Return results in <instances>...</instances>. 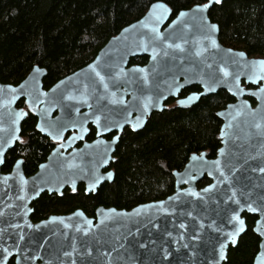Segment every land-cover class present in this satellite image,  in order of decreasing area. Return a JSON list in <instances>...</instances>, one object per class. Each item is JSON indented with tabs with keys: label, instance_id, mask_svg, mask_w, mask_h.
<instances>
[{
	"label": "snow or ice",
	"instance_id": "1",
	"mask_svg": "<svg viewBox=\"0 0 264 264\" xmlns=\"http://www.w3.org/2000/svg\"><path fill=\"white\" fill-rule=\"evenodd\" d=\"M222 0H207L206 3L197 2L191 4L186 10H179L177 18L172 21V26H178V30L183 33L181 36H177L176 31L162 32L160 25H162L168 16L172 13V9L169 8L165 3L157 2L153 3L149 9L147 16L138 22L130 26L131 29H144L139 34V48L147 52L151 49V59L154 62L151 72L142 67L133 68L130 71L126 70L120 64H106L104 70H98L99 64H90L89 70L93 74L92 78L81 81L79 79L80 74H76L75 77H68L66 80H60L59 83L51 89L52 95L48 93L39 92L37 95L33 94L25 84L20 85V89L12 88L9 86L7 91L13 94H19L20 96H27L29 98L28 111H11L10 117V128H4L3 124L0 123V132H6V136H0V164L4 163V150L5 147H10L14 142L21 144L24 141L21 139V126L20 121L32 112L39 119L34 126V131L46 134L56 144L53 152V156L59 158V167L63 171L66 179L63 183H71L72 191L76 192V176L77 172L82 173L79 176L80 179H86L88 186L85 189V193L94 192L97 186L104 180H111L113 178L112 173H108L106 176L99 172V167L109 163L111 157L107 156V150L101 155L90 168H84L81 164L76 163L77 158L80 157L81 153L73 150L68 152V149L78 140H84L85 136L89 133L88 124L91 121L96 125L95 135L101 137L104 133L112 132L113 129L122 131L125 125H129L132 131H136L142 127L145 119L149 112L153 108H160L163 110V101L167 100L168 96L178 95L182 89L188 85L199 84L202 86V92H193L188 95L185 99L178 100L177 103L181 106H189L192 103L198 101L202 96L208 93H214L218 87H225L227 92L238 100L236 104H228L226 109L222 112H218L217 116L230 118L228 122L220 130V138L227 145L229 139L232 138V133L229 131L234 127L233 121L238 117L244 115L251 117V127L255 130L254 135L264 137V59L248 61L246 59V53L243 51L234 52L231 48L226 50V56L232 59H221L219 62H206L205 53L209 50L221 51L220 45L215 39V33L218 32V25L212 23L208 18V10L213 4L219 5ZM193 27L199 33V37L195 40L197 45L195 51H190L185 45H189L190 41L187 38V34L192 31ZM129 28H125L124 32L128 33ZM206 45V46H205ZM135 54V53H132ZM195 58V61H191V58ZM158 58H169L172 67L185 66L186 61H190L186 67H181L179 75L172 74L171 67L166 63L164 65V71L170 74V81L165 79L163 81L165 88L161 89L160 84L153 85L152 74H160V60ZM198 61V62H197ZM202 65V67H201ZM235 65L236 68L243 67L248 69L247 72L230 71V66ZM207 70V71H206ZM43 70L39 67H33L30 81H36L37 77L43 75ZM242 77L245 80V84L254 85V90L242 85ZM183 80V82H181ZM126 85L136 83L140 87L142 99L137 96H133L134 103L129 104L124 99V96H120L118 99L117 91L120 90L119 86L121 82ZM69 82L77 85L76 87L68 88L62 87L69 84ZM110 84L117 89V91L110 90ZM102 88L103 92L99 93V89ZM124 92L128 91L125 87ZM145 91L151 94L143 95ZM5 89L0 87V94H3ZM167 93V94H165ZM96 95L97 107L94 109L92 103L89 102L90 98ZM254 97L259 101L257 109H252L248 104L247 100H241L243 96ZM106 96L112 97L109 101L112 105H122L123 110L119 113H111L108 110L100 106V101H103ZM44 97V99H41ZM17 96L13 95L11 99L0 100V107H10V105L16 100ZM74 102V103H73ZM41 105H44L41 107ZM78 105V106H77ZM87 107L88 111L81 112L82 107ZM60 107L62 110L67 109L65 116L51 119V112L54 108ZM136 112L135 120L130 119L133 112ZM119 116V119L114 118ZM66 133H70L65 136ZM119 136H115L112 139V144L117 143ZM103 141H97L102 143ZM91 147V145H86ZM264 147V145H261ZM67 153V155L65 154ZM205 154L201 153L200 156L193 155L191 159L204 161L205 165H208L203 171L207 172L209 177H212L214 183L207 187L196 191L194 188L178 191L174 197H169V201H178L181 196L191 197L194 201L207 204L209 201L215 203L217 208L215 209L216 217L219 218L222 223L217 225L216 220H212L208 227L220 234V241L218 242V256L219 261H223L226 258V249L231 245L237 244V239L241 233L246 230L245 221L241 218V213L245 210L250 213H258L260 219L256 221L257 227L255 231L261 236H264V193L257 192V188L264 187V184L253 183L251 177L246 179L248 183H237L236 174L244 165H248L247 171L257 174L258 177L264 178V152H257V155H248L246 159L236 160L233 162L229 158V154L226 153L225 148L219 149V158L214 161L208 162L204 159ZM223 158V159H222ZM249 161H256L254 165L249 164ZM22 161H16V171L19 175V168ZM46 165H41V168H46ZM203 172H201V175ZM179 175V182L190 184L195 181L198 177L192 174L191 169H188L182 175ZM10 177L5 176L2 178V182L7 185ZM27 181L21 177V187L19 189L21 195L16 197L17 200L24 201L26 195L24 193L23 185ZM226 186V187H225ZM53 191L52 188L48 189ZM58 190V189H57ZM36 195L42 188H37ZM62 194V193H61ZM218 196V199L214 197ZM164 201L159 202V206L165 212L168 211L164 208ZM11 206V205H9ZM25 207L24 215L30 209ZM142 207H153L142 206ZM115 213V209L111 210ZM137 215H140L141 209L134 210ZM170 214V213H169ZM4 213L0 211V216ZM78 216H83V213H77ZM185 215L193 220L196 217L193 216L191 211L185 213ZM57 218H52L56 220ZM70 219V218H69ZM63 223V220H60ZM84 223L87 224L88 228H82L79 224L75 226L77 232H82L84 236L90 234V230L94 226L92 220L85 219ZM104 223L103 220L100 222ZM66 228L71 225L65 224ZM226 226H231L230 229ZM9 227L18 228L20 225H9ZM32 228V225H28ZM35 227H39L38 225ZM154 227H157L154 225ZM179 229L187 231L188 225L185 222H180L178 225H174ZM205 228V224L201 220L198 224V228H194V233L191 236L193 241L200 238V231ZM6 229H0V232H4ZM168 236H172L171 232L167 233ZM24 235L19 236V240L23 241ZM180 239H184L183 233L180 234ZM97 243L100 241L97 240ZM122 246V245H121ZM72 251H64L63 256L71 258L74 252H77L76 241L73 238ZM141 248L145 245L141 244ZM188 247L187 244L184 245ZM18 250V245H16ZM92 248L88 247L86 255H92ZM99 251V249L97 250ZM112 251H116L115 248ZM0 252L3 253V257L0 258V264H6L9 256L13 253L9 246L0 244ZM103 256H111V252H102ZM27 258V257H26ZM167 259V250L163 257ZM35 259V257H32ZM258 264H264V252L257 256ZM71 264H76L75 259H71Z\"/></svg>",
	"mask_w": 264,
	"mask_h": 264
},
{
	"label": "water",
	"instance_id": "2",
	"mask_svg": "<svg viewBox=\"0 0 264 264\" xmlns=\"http://www.w3.org/2000/svg\"><path fill=\"white\" fill-rule=\"evenodd\" d=\"M227 1V0H222ZM162 2V1H156ZM164 3V2H162ZM153 4V3H152ZM151 4V5H152ZM148 7L145 14L136 22H133L123 29L120 32L110 38L107 43L98 51L95 58L84 68L75 71L74 73L62 78L61 80H66L68 77H75L76 74H80L79 79L84 81L86 79L92 78L93 74L89 70V65L98 63L99 68L98 70H104V66L106 64H120L126 70L130 71L133 68H137L139 66H131L128 67V63L131 58L135 57H148V63L142 68H146L151 72L153 68L154 62L151 59V49L145 52L141 48H139V34L144 29H131L130 26L133 24H138L139 21L143 20L151 7ZM167 5V4H166ZM215 4L212 5V7ZM211 7V8H212ZM210 8V9H211ZM209 9V10H210ZM208 10V12H209ZM172 14V13H171ZM171 14L168 16V19L160 25V30L165 32V30L171 32L176 31L177 36L183 35L178 30V26H172V21L177 18V14L175 17L171 19ZM208 15V13H207ZM209 18V17H208ZM125 28H129L130 31L128 33L124 32ZM219 29V28H218ZM219 30L215 33V39L217 43L220 45L221 51L209 50L208 53H205L204 59L206 62H219L222 58L223 59H232L226 56V50L229 48L223 47L218 40ZM199 37V33L193 27L192 31L187 34V38L189 39V45H185L186 48H189L190 51H195L196 44L195 40ZM206 46V45H205ZM233 50V49H232ZM234 52H239L238 50H233ZM135 53V54H132ZM246 59L248 61L252 60H259L262 58H252L246 55ZM160 74L156 75L155 73L152 74V83L153 85L159 83L160 88L164 89L165 85L163 81L168 79L170 81V74L164 71V65L167 63L169 67H171L172 74L179 75L181 67H186L189 65L190 61H186L185 66H178L172 67L169 58L160 59ZM191 61H195V58H191ZM198 62V61H197ZM36 67V66H35ZM202 67V65H201ZM43 70V75L37 77L36 81H30L29 78L32 75V70L25 78V80L20 84H25L26 81L29 83L26 87L33 91L34 95H37L39 92H44L41 89L42 79L45 76L46 71ZM242 71L247 72L248 69L243 67L236 68L235 65L230 66V71ZM207 71V70H206ZM60 81V80H59ZM55 83L48 92L49 95H52L51 89H53L58 83ZM183 82V80H181ZM242 85L248 87L250 90H254V85L245 84V80L242 77L241 80ZM20 85L16 87V89H20ZM74 83L69 82L66 86L62 87H76ZM189 86H198L203 91L202 86L199 84H192ZM1 87V86H0ZM127 87L128 91L125 93L124 88ZM5 89L3 94H0V100L4 99H11L13 95H16V100L20 98H25L27 104L29 102V98L27 96H20L18 93L13 94L7 91L8 87H2ZM120 90L117 91L115 87L110 84V90L117 91V99L120 96H124L126 100L127 96L129 99L126 100L129 104L134 103L133 96L140 97L142 99V95L140 92V87L138 84L133 83L130 85H126L123 81L120 83L119 86ZM218 91H225L231 98H233L234 102L230 104L238 103V100L232 97L228 92L227 89L223 86L218 87L217 91L214 93H208L205 96L216 94ZM102 88L99 89V93H102ZM151 94L148 91H145L143 95ZM167 94V93H165ZM177 95L168 96V98L176 97ZM167 98V99H168ZM44 99V97H41ZM112 99L110 96H106L103 101H100V106L105 107L108 112L113 114L119 113L123 110L122 105H112L109 101ZM241 100H247L248 104L252 109H257L259 105V101H257L254 97L250 96H243L240 97ZM249 99L254 101V105L251 104ZM16 100L7 107L8 110L4 111L5 107H0V123L3 124L4 128L7 129V124L4 118L9 116V113L13 111L14 103ZM166 101V100H165ZM90 103L93 104L94 109L98 106L96 102V95H93L90 100ZM164 102V101H163ZM74 103V102H73ZM196 102L192 103L189 106H181V107H190L194 105ZM44 105H41L43 107ZM78 106V105H77ZM227 107V106H226ZM226 107L218 112H222L226 109ZM164 109V107H163ZM68 110H62L60 107H56L52 110L51 116L53 113L57 112V115L53 120L65 116ZM88 111L87 107H82L81 112ZM160 108H153L150 110L147 118L153 112H161ZM217 112V113H218ZM216 113V116H217ZM137 115L134 111L133 115ZM132 115V117H133ZM130 119L135 120V117ZM114 118L119 119V116H114ZM147 118L144 121L143 126L145 125ZM217 118L221 121V128L228 122L226 117L217 116ZM251 117L249 116H240L235 121H233L234 127L229 130L232 133V138L228 140L227 145L221 140L220 132H219V139H220V148H225L227 154H229V158L236 162V160H240L241 162L243 159H246L248 155H257V152H264V137H259L254 135L255 130L251 127ZM89 124H92L95 128L96 125L91 121ZM88 124V125H89ZM129 125H125L127 127ZM142 126V127H143ZM124 127V128H125ZM142 127L138 128L141 129ZM123 128V129H124ZM137 129V130H138ZM113 131L117 132L119 135L122 131L113 129ZM112 131V132H113ZM111 133V132H108ZM104 133V135L108 134ZM6 132H0V136H6ZM96 136V135H95ZM81 141V140H78ZM97 141H103L102 143H97ZM77 142V141H76ZM75 142V143H76ZM68 149L70 152L76 150L81 153L80 157L77 158L76 163L81 164L84 168H90L92 163H94L101 155L105 153L107 150V156L111 157L109 159V163L112 161V154L114 152V147L116 145L112 144V141L106 142L101 137H95V140L91 143H83L80 148H75L74 145ZM86 145H91V147H86ZM6 148V147H5ZM219 149L217 150L215 158H207L205 152H201L205 154L204 159L208 162L214 161L219 158ZM54 152V151H53ZM200 153V154H201ZM67 155V153H65ZM200 154H191L183 166L181 171H176L173 173L175 178V189L174 193L169 197H174L178 191L186 190L189 188H194L196 191H200L201 189L207 187L208 185L214 183L212 177L207 175L206 171H203L208 165L204 164V161L195 160L193 161L191 157L193 155L200 156ZM223 159V158H222ZM102 165L99 167V172L103 175H107L108 173H103L102 171L107 168L109 165ZM256 161H249V164L254 165ZM60 160L59 158L53 156H49L46 168H41L38 174L29 181V185H31V189L35 188H42L44 191L52 188L53 193H60L62 189L65 187L71 188V183H63L66 177L63 174V171L59 167ZM1 166V164H0ZM191 169L192 174L197 176L198 178L191 182L190 184H185L183 182H179V175L185 173L186 170ZM248 165H244L239 172L236 174V182L237 183H248L249 181L246 179L247 177H251V181L253 183L264 184V178H260L255 173H251L247 171ZM201 172L203 174L201 175ZM82 173L77 172L76 176V186L80 183L85 184L88 186V181L86 179H80L79 176ZM22 174L19 168V175L17 174L16 168L13 170L12 175L10 176L9 180H15L13 183L8 181V184L5 185L2 182V177H0V211L4 213L3 216H0V229H6L4 232H0V244H4L5 246H9L12 255H17V264H23L25 260L32 259V257L36 258H48V259H75L76 264H216L219 260L218 256V242L220 241L221 237L220 234L215 232L213 228L208 227L211 224L212 220H216L217 225L221 224L222 221L216 217L215 209L217 205L209 201L207 204L201 203L199 201H194L191 197L181 196L180 200L178 201H169V197L165 198L164 200L160 201H151L148 203L140 204L135 206L130 210H115L113 213L111 210L113 209H98L96 211V220L93 225H99V227H93L90 230V234L88 236H84L82 232H77L75 226L79 224L82 228H88L89 226L84 223V220L87 219L84 215L78 216L74 214L71 217L64 218V219H56V220H48L45 223L38 224V228L35 227L37 225H32L27 215H24V208H23V201L17 200L16 197L21 195L19 191V184L16 181L21 179ZM203 179H207L209 183L206 186L201 188L197 187V184L201 182ZM111 180H104L100 183L97 188L102 185L103 183ZM226 187V186H225ZM96 188V189H97ZM58 189V190H57ZM96 191V190H95ZM94 191V192H95ZM257 192L264 193V187L257 188ZM32 197V191H31ZM219 197L216 196L214 199H218ZM164 201V208H167L168 211L165 212L163 209L160 208L159 202ZM11 205V206H9ZM152 205L153 207H142V206H149ZM141 209L140 215H137L134 210ZM191 211L193 216L196 217L195 220L187 217L185 215L186 212ZM170 213V214H169ZM243 214H247L250 216H256L257 220L260 219V215L258 213H250L246 210L241 213V218H243ZM70 218V219H69ZM63 220V223L60 222ZM91 220V219H88ZM101 220L104 221L101 224ZM203 221L205 224V228L200 231V238L198 240L193 241L191 236L194 233V228H198V224L200 221ZM256 220V221H257ZM185 222L188 225L187 231L179 229L178 227H174V225H178L180 222ZM20 225L18 228L9 227V225ZM68 224L71 225L70 227H65L64 225ZM28 225H32V228H29ZM156 225L157 227H154ZM230 229L231 226H226ZM257 227L256 222L253 227V233L260 239L258 252L254 257L253 264H258L257 256L260 253L264 252V236H261L259 233L255 231ZM246 231V230H245ZM10 232H14L12 234ZM53 232V233H52ZM171 232L172 236H168L167 233ZM183 233L184 239H180V234ZM245 233V232H244ZM241 233L237 239V243L239 238L244 234ZM23 234L25 239L23 241L19 240V236ZM73 238L76 241V248L77 252H74L71 258L64 257V251H72V242ZM99 240L100 242L97 243L96 241ZM143 244L145 247L141 248L140 245ZM187 244L188 247L185 248L184 245ZM18 245V250L16 248ZM122 245V246H121ZM237 245V244H236ZM236 245H231L226 249V258L227 252L229 247H235ZM88 247L92 248V255H86ZM115 248L116 251H112ZM99 249V251H97ZM165 250H167V259H164ZM102 252H111V256H103L101 255ZM9 256V257H11ZM2 252H0V258H2ZM8 257V258H9ZM27 257V258H26ZM219 261V264H223L225 261ZM7 262V261H6Z\"/></svg>",
	"mask_w": 264,
	"mask_h": 264
},
{
	"label": "trees",
	"instance_id": "3",
	"mask_svg": "<svg viewBox=\"0 0 264 264\" xmlns=\"http://www.w3.org/2000/svg\"><path fill=\"white\" fill-rule=\"evenodd\" d=\"M162 1L172 18L197 0H0V76L18 82L35 66L47 71L44 82L53 85L91 62L107 41L139 20L148 7ZM206 3L207 0H199ZM211 22L219 25L220 42L264 59V0H227L214 5ZM135 57L133 65L145 63ZM232 98L220 91L187 109H169L151 117L138 134L125 132L115 153L111 184L85 197V207L102 205L131 208L160 200L173 190L171 172L191 154L216 156L221 121L216 112ZM252 105L254 101L249 99ZM25 154V153H24ZM31 165L40 152L28 150ZM207 183L203 179L199 188ZM248 225H252L249 219ZM258 238L247 230L223 264H253Z\"/></svg>",
	"mask_w": 264,
	"mask_h": 264
},
{
	"label": "flooded vegetation",
	"instance_id": "4",
	"mask_svg": "<svg viewBox=\"0 0 264 264\" xmlns=\"http://www.w3.org/2000/svg\"><path fill=\"white\" fill-rule=\"evenodd\" d=\"M171 19H172V14H171ZM218 28H219V25H218ZM219 33H220V28H219ZM218 40H219V43L223 47L230 48V47L223 45L220 42L219 35H218ZM231 49L237 51V49H235V48H231ZM238 51H240V50H238ZM142 57L146 58L144 64H142V65L130 64V61L133 59V58H131L129 63H128V67H131V66L144 67L145 65H147L148 57H146V56H142ZM252 58H254V57H252ZM87 65H85V66H87ZM85 66H83L82 68H84ZM82 68H80V69H82ZM31 70L28 72V74L31 72ZM28 74L23 79L19 80L18 82H15V83L3 81V79L0 76V86L1 87L11 86L12 88H16L25 80V78L28 76ZM46 75H47V71L45 73V76ZM45 76L42 79V85H41V89L44 92H48L49 89L55 83H57L59 80L62 79V78L59 79L53 85H46L44 82ZM193 92H202V90L198 86H189V87L182 89L181 92L176 97L168 98L166 101L163 102V107H164L163 111L153 112L147 118L145 125L141 129H138L136 131H132L131 127L127 126L122 130V132L119 135H117L116 131H113L111 133L103 135V139L106 142L112 141L113 137H115V136H119V140L117 141V143L114 147V152L112 154V161L109 163L107 168H105L102 171L103 173H112L113 174L112 181H110V182L107 181V182L103 183L102 185H100L96 189L95 192H90V193L86 194L85 193L86 186L83 183H80L76 186V188H77L76 192H73L71 188L65 187L64 189H62V191L60 193H53V192H49L48 190H45V191L43 190V191H40L38 195H36L35 190L37 188L33 187L31 189V185L28 184L29 181L38 174L39 170L41 169V165L47 164L49 156H51V154H53V151L56 147V144L46 134L34 131V126L38 122L39 118L36 115H34L32 112H29V115L20 121V126H21L20 136H21V139L24 141V143L21 144L19 142H14L10 147H6L4 150V157H3L4 163L1 164V166H0V177H2V178L5 176L10 177L13 173V170L15 169L16 161L17 160L22 161V164L20 165V170H21L23 180L27 181V183L23 185V188H24L23 194L26 195V199L23 201V208L25 211L26 209L24 206L26 205V208L30 209V211L27 212V217H28L29 222L32 225H38L41 223H45L54 217L57 219L68 218V217L73 216L76 213H83V215L87 219L94 220V224H95L96 211L98 209L103 208V209L125 210V209H118V208L113 207V206L105 207L102 205L95 206L94 208L85 207V197L86 196L96 195L97 192L100 190L101 186H103L105 184H111L114 181L115 171L113 169V165L115 163V153H116L117 148L120 145L121 138H122L123 134L127 131L130 132L131 134H135V135L140 133L141 131L144 130V128L146 127V125L150 121L151 117L155 114H159V113H162L164 111H168L169 109H172V108L173 109L177 108V109L189 110L190 108L196 106L205 97H201L197 101V103H195L194 105H192L190 107H181L177 103L178 100L185 99L188 95H191ZM218 92H220V91H218ZM222 92H224L227 96H229L225 91H222ZM213 95H215V94H213ZM213 95H209V96H213ZM206 97H208V96H206ZM128 99H129V96H127L126 100H128ZM232 102H234L233 98H232V101L227 102L222 109H224L228 104H230ZM13 109H14V111L23 110V111L27 112L28 111V104H27L26 99L20 98V99L16 100V102L14 103ZM222 109H220V110H222ZM7 110H8V108H4V111H7ZM220 110H218V111H220ZM56 115H57V112L53 113L51 116V119L55 118ZM134 117H135V114L133 115L132 118H134ZM4 120L7 124V129L10 128V117L8 116L7 118H4ZM88 127H89V133L85 136L84 140L77 141L75 143V145H74L75 148H80L83 143H91L95 140L96 128L92 124H89ZM69 134L70 133H66L65 136L67 137V135H69ZM33 147H35L36 151L40 152V156H36L35 161L32 163L33 165H31L29 162V157L26 156V153L28 152V150H31ZM68 152H70V150ZM200 153H197V154H200ZM182 168H180L179 170H173L171 172V175L173 178V190L169 195L163 197L160 200H164L165 198L171 196L174 193L175 178L173 176V173L176 171H181ZM9 181H11V183H13L15 180H9ZM16 182H17V184H19V189H20L21 179H19V181H16ZM208 183H209V181L207 180V183L203 186H206ZM197 187H199L198 184H197ZM31 191H32V197H31ZM160 200H156V201H160ZM243 218L245 219L246 231L249 229L253 233V227L255 225L257 217L256 216H250L247 214H243ZM249 219L252 220L251 226L248 225ZM246 231H245V233H246ZM10 233L15 234L14 232H10ZM258 240L260 242L259 238H258ZM259 242H258V247H259ZM229 248H234V247H229ZM229 248H228V250H229ZM257 252H258V250H257ZM257 252H256V254H257ZM2 255H3V253H2ZM227 255H228V252H227ZM254 257H253V260H254ZM76 263H79V262H76ZM6 264H17V255L14 254L13 256L9 257L7 259ZM23 264H71V259L36 258V259H27L24 261Z\"/></svg>",
	"mask_w": 264,
	"mask_h": 264
}]
</instances>
